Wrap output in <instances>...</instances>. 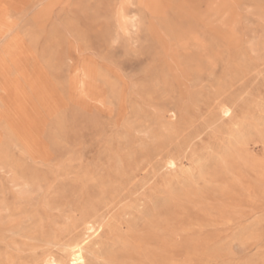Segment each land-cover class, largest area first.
<instances>
[{
	"label": "rangeland",
	"instance_id": "rangeland-1",
	"mask_svg": "<svg viewBox=\"0 0 264 264\" xmlns=\"http://www.w3.org/2000/svg\"><path fill=\"white\" fill-rule=\"evenodd\" d=\"M81 240L264 264V0H0V264Z\"/></svg>",
	"mask_w": 264,
	"mask_h": 264
},
{
	"label": "bare ground",
	"instance_id": "bare-ground-1",
	"mask_svg": "<svg viewBox=\"0 0 264 264\" xmlns=\"http://www.w3.org/2000/svg\"><path fill=\"white\" fill-rule=\"evenodd\" d=\"M229 109L225 110V113H227ZM261 142V141H260ZM170 164H173L170 162ZM82 235H89L92 233H95L98 228H96V223L93 221L86 220L82 223ZM86 242L84 240L76 241L68 246H66L67 249V257L68 261L66 264H84V244ZM34 253V252H33ZM43 264H58L56 260L51 257L44 261Z\"/></svg>",
	"mask_w": 264,
	"mask_h": 264
}]
</instances>
